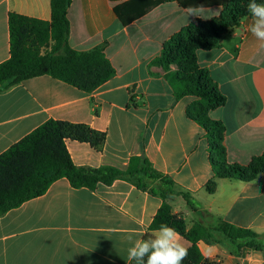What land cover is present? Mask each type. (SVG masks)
Segmentation results:
<instances>
[{
	"label": "crops",
	"instance_id": "crops-1",
	"mask_svg": "<svg viewBox=\"0 0 264 264\" xmlns=\"http://www.w3.org/2000/svg\"><path fill=\"white\" fill-rule=\"evenodd\" d=\"M124 1L73 0L70 46L80 52L104 47L116 74L92 93L50 76L0 93V155L49 120L87 124L106 133V142L96 150L68 140L77 166L124 171L134 157L147 160L200 207L194 213L182 196L168 201L188 229L227 222L256 232L264 245V173L249 182L218 177L209 134L188 114L198 98L177 99L167 72L154 64L172 36L198 20L219 17L223 8L186 9L172 0L124 26L114 12ZM11 14L51 21V0H0V64L11 57ZM251 22L248 17L225 34L220 48L197 52L199 66L226 98L207 114L225 127L222 143L230 165L248 166L264 154V46L250 33ZM211 181L214 193L208 192ZM163 203L126 179L95 190L60 179L43 196L0 216V264H130L128 237L153 236L150 226ZM180 238L189 249L191 243ZM198 246L202 264H264V250L244 248L237 256L220 244Z\"/></svg>",
	"mask_w": 264,
	"mask_h": 264
},
{
	"label": "trees",
	"instance_id": "trees-1",
	"mask_svg": "<svg viewBox=\"0 0 264 264\" xmlns=\"http://www.w3.org/2000/svg\"><path fill=\"white\" fill-rule=\"evenodd\" d=\"M167 1L172 0H126L117 4L114 12L118 20L128 26ZM176 1L186 9L219 6L223 11L217 18L198 20L172 36L154 64L167 72L166 78L173 86L177 99L186 96L198 98L188 114L192 120L200 122L209 134L216 153L214 163L218 167V177L253 181L264 173V154L248 166L228 164L222 143L225 127L207 114L210 109L225 105L226 98L219 93L209 71L201 68L197 60L199 50L220 48L223 36L250 17L248 0ZM72 2L51 0V21L11 14V57L0 64V93L41 76H50L92 93L115 76L116 69L104 47L80 52L70 46L68 13ZM173 66L176 70L172 69ZM106 137V133L96 131L87 124L49 120L13 145L0 155V216L43 196L54 182L63 178L68 179L76 189L91 190L99 184L111 185L117 179H126L164 199L150 230L156 231L161 224H166L191 243L183 264H202L204 256L198 246L199 241L209 245L220 244L237 256L244 248L264 250L259 234L227 222L213 227L196 223L188 229L184 215L174 214L168 201L182 196L194 213H199L200 207L189 193L178 192L175 182L154 170L147 160L134 157L124 171L109 166L79 167L74 163L67 147L68 140L87 143L100 150ZM215 190L216 182L211 181L208 192L214 193Z\"/></svg>",
	"mask_w": 264,
	"mask_h": 264
},
{
	"label": "clouds",
	"instance_id": "clouds-1",
	"mask_svg": "<svg viewBox=\"0 0 264 264\" xmlns=\"http://www.w3.org/2000/svg\"><path fill=\"white\" fill-rule=\"evenodd\" d=\"M247 11L251 17L249 31L264 46V2L248 0ZM194 14V10H190ZM131 246L127 249V261L134 264H183L188 249L181 243L177 231L161 224L153 236L133 239L128 237Z\"/></svg>",
	"mask_w": 264,
	"mask_h": 264
},
{
	"label": "rangeland",
	"instance_id": "rangeland-1",
	"mask_svg": "<svg viewBox=\"0 0 264 264\" xmlns=\"http://www.w3.org/2000/svg\"><path fill=\"white\" fill-rule=\"evenodd\" d=\"M43 51H45V49Z\"/></svg>",
	"mask_w": 264,
	"mask_h": 264
}]
</instances>
